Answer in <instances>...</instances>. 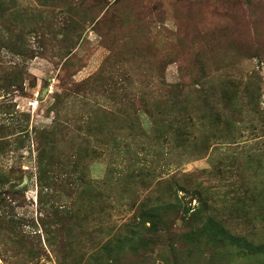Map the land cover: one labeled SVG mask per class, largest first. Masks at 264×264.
I'll use <instances>...</instances> for the list:
<instances>
[{"label": "rangeland", "instance_id": "374dc122", "mask_svg": "<svg viewBox=\"0 0 264 264\" xmlns=\"http://www.w3.org/2000/svg\"><path fill=\"white\" fill-rule=\"evenodd\" d=\"M0 264H264V0H0Z\"/></svg>", "mask_w": 264, "mask_h": 264}, {"label": "trees", "instance_id": "16d2710c", "mask_svg": "<svg viewBox=\"0 0 264 264\" xmlns=\"http://www.w3.org/2000/svg\"><path fill=\"white\" fill-rule=\"evenodd\" d=\"M244 244H248V243L244 241ZM244 246L248 248V246H247V245H244Z\"/></svg>", "mask_w": 264, "mask_h": 264}]
</instances>
